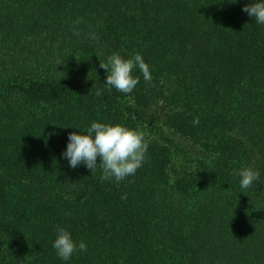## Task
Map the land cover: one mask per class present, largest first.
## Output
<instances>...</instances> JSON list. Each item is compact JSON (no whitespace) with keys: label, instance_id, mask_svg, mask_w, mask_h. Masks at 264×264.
Wrapping results in <instances>:
<instances>
[{"label":"trees","instance_id":"obj_1","mask_svg":"<svg viewBox=\"0 0 264 264\" xmlns=\"http://www.w3.org/2000/svg\"><path fill=\"white\" fill-rule=\"evenodd\" d=\"M250 2L0 0V264H264V24ZM115 53H140L151 81L137 68L132 93L109 90L100 62ZM92 122L144 133L134 176L70 167L69 134ZM249 167L260 177L242 189ZM58 228L87 251L58 257Z\"/></svg>","mask_w":264,"mask_h":264},{"label":"clouds","instance_id":"obj_2","mask_svg":"<svg viewBox=\"0 0 264 264\" xmlns=\"http://www.w3.org/2000/svg\"><path fill=\"white\" fill-rule=\"evenodd\" d=\"M242 10L254 18L256 23L264 24V0H251ZM100 68L107 71L104 83L108 89L115 88L126 95L132 93L139 83V77L133 75L135 69L140 70L146 82L152 79L149 65L140 53L128 59L115 53L108 57L106 63L100 62ZM97 95H100V92H97ZM193 124H199L198 117L194 119ZM68 140L63 156L69 160L70 167L75 169L83 164L92 173L100 168L103 173L101 181L114 179L120 182L134 176L143 166L149 147L142 131L100 122H92L86 134L70 133ZM239 176L241 188L248 189L254 181L259 180L260 173L249 167L241 169ZM126 198V195L122 197ZM53 247L58 257L64 261H68L77 251H87V245L83 241L77 245L71 233L64 228L57 229Z\"/></svg>","mask_w":264,"mask_h":264}]
</instances>
